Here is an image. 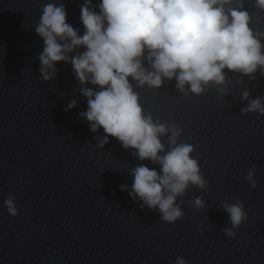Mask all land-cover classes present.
I'll use <instances>...</instances> for the list:
<instances>
[{
	"label": "clouds",
	"instance_id": "clouds-1",
	"mask_svg": "<svg viewBox=\"0 0 264 264\" xmlns=\"http://www.w3.org/2000/svg\"><path fill=\"white\" fill-rule=\"evenodd\" d=\"M233 0H101L99 12L91 7V0L81 6L84 34L67 23L63 5L47 4L43 7L36 33L43 39L40 54V73L44 80L52 79L55 65L71 63L77 80L84 87L81 94L87 98V111L80 115L89 122L91 131L102 128L108 137L116 138L125 149H135L140 160H151L161 166L160 172L145 165L132 170L133 183L130 196L139 197L150 209L159 208L161 219L172 223L183 216L175 204L177 196L185 193L189 184L205 187L197 160L191 157L193 146L176 145L181 129L176 125L154 123L145 116L130 79L139 85L159 88L163 79L177 81V88L190 86L193 93L201 94L204 85H222L226 81L224 70L251 75L264 69V33L250 27V14L243 8V0L236 8L227 7ZM255 6L264 10V0ZM83 47L82 53L69 56ZM151 65L146 69L143 61ZM51 73V74H50ZM223 94V88L219 89ZM249 92L242 94L248 99ZM72 100L68 109L75 107ZM67 110V109H66ZM242 111L264 115L261 98L253 99ZM172 130L170 143L176 145L165 155L160 136ZM249 171L247 179L252 187L258 185ZM123 187V186H122ZM14 197L4 201L8 212L16 216ZM202 208L200 198L193 201ZM232 227L224 229L228 237H235L246 219L243 203L225 204ZM254 254V253H253ZM176 264H187L183 257Z\"/></svg>",
	"mask_w": 264,
	"mask_h": 264
}]
</instances>
